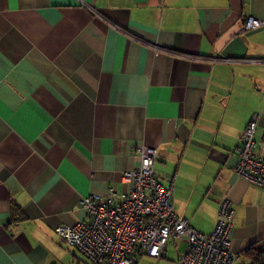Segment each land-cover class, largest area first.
Instances as JSON below:
<instances>
[{"label": "crops", "instance_id": "crops-1", "mask_svg": "<svg viewBox=\"0 0 264 264\" xmlns=\"http://www.w3.org/2000/svg\"><path fill=\"white\" fill-rule=\"evenodd\" d=\"M254 112L264 156V0H0V264L87 263L55 229L126 190L142 144L200 231L230 198L239 264L264 238V185L235 170ZM170 242L156 264H179Z\"/></svg>", "mask_w": 264, "mask_h": 264}, {"label": "built area", "instance_id": "built-area-1", "mask_svg": "<svg viewBox=\"0 0 264 264\" xmlns=\"http://www.w3.org/2000/svg\"><path fill=\"white\" fill-rule=\"evenodd\" d=\"M262 23L263 19L248 14L241 30ZM257 117L254 112L241 134L235 170L264 185V156L254 151ZM137 155L139 164L122 174L126 190L110 186L104 195L83 196L84 217L74 224L58 225L56 233L87 256L85 264H136L144 255L159 258L171 240L184 243V248L177 250L179 264H234L239 256L231 248L235 208L230 198L225 195L218 201L212 229L200 231L173 209L177 175H166L163 182L156 174V147L142 144Z\"/></svg>", "mask_w": 264, "mask_h": 264}, {"label": "trees", "instance_id": "trees-1", "mask_svg": "<svg viewBox=\"0 0 264 264\" xmlns=\"http://www.w3.org/2000/svg\"><path fill=\"white\" fill-rule=\"evenodd\" d=\"M244 255L247 261L242 264H264V238L246 247Z\"/></svg>", "mask_w": 264, "mask_h": 264}, {"label": "rangeland", "instance_id": "rangeland-1", "mask_svg": "<svg viewBox=\"0 0 264 264\" xmlns=\"http://www.w3.org/2000/svg\"><path fill=\"white\" fill-rule=\"evenodd\" d=\"M169 245H170V247L168 248L167 252H168V255L170 256L171 255V242L169 243ZM241 259H242V262L243 261H245V262L247 261V259L244 256H242ZM139 260L140 261H139L138 264H143V263H145L146 260H149V262L147 264H156V261H153L154 259L149 257L148 255H144V257L140 258ZM236 262L237 261H235L234 264H236ZM242 262H239V264H242Z\"/></svg>", "mask_w": 264, "mask_h": 264}]
</instances>
